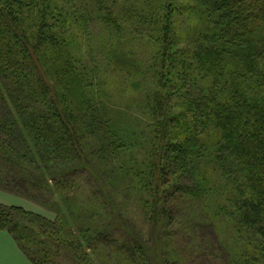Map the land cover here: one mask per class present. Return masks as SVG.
Masks as SVG:
<instances>
[{
	"label": "trees",
	"instance_id": "trees-1",
	"mask_svg": "<svg viewBox=\"0 0 264 264\" xmlns=\"http://www.w3.org/2000/svg\"><path fill=\"white\" fill-rule=\"evenodd\" d=\"M93 13L107 49L155 45L150 134L112 106L132 58L75 47ZM0 184L57 214L0 202L33 264H264V0H0Z\"/></svg>",
	"mask_w": 264,
	"mask_h": 264
},
{
	"label": "rangeland",
	"instance_id": "rangeland-1",
	"mask_svg": "<svg viewBox=\"0 0 264 264\" xmlns=\"http://www.w3.org/2000/svg\"><path fill=\"white\" fill-rule=\"evenodd\" d=\"M62 4H65V2L63 1ZM85 10L86 9H82L81 12L83 13ZM98 18L100 17L94 13L89 17V25L91 26L88 30H92V32L88 34L84 33V39L87 41L89 40V44H85L84 42L81 45L78 43L75 47L80 50L83 49L85 53L84 58L91 61L99 62V59L101 60L106 57L105 53H108L110 56L114 54L129 55L128 58H132L137 68L136 74L132 77L134 83L130 88L119 85L120 97L112 101V106L119 112L118 118L120 121L122 120L129 134L134 131L135 127H139L138 129H140L141 132H148L150 134L151 119L148 108L145 105V97L148 91L153 89L152 77L155 75V65L151 64L150 55L155 45L151 42L143 44L141 41H137L135 48L134 46L131 47L130 54L126 52L125 48L122 49L121 45L117 46L113 44V46L107 49L106 44L104 45V37L106 36L104 22L102 19ZM108 44H111V42ZM87 46L91 47V52L87 50ZM208 164L207 177L209 179V184L214 185L215 181L218 182V173L214 172L213 161H210ZM79 176L80 190L77 194L78 201L83 205H97V203L92 202L90 199L93 192L92 182L88 174L79 173ZM0 202L8 205H22L26 209L43 214L50 219H54L57 216L55 210L51 207L39 203V201L32 196L23 193L22 190L17 191L12 187L6 188L3 184H0ZM136 204L141 205L140 202ZM134 212L137 214L138 222L144 227L146 215H144L142 211V205L140 209L136 207ZM132 218L135 219L136 217L132 215ZM18 249L29 259L26 253L19 247L13 236L7 230L0 229V264H24L21 256H19ZM60 259L64 264H72L74 258L72 254H67L66 251L62 250L60 252ZM29 261L32 263L30 259ZM116 262L115 255L109 250H104L101 264H116Z\"/></svg>",
	"mask_w": 264,
	"mask_h": 264
},
{
	"label": "crops",
	"instance_id": "crops-1",
	"mask_svg": "<svg viewBox=\"0 0 264 264\" xmlns=\"http://www.w3.org/2000/svg\"><path fill=\"white\" fill-rule=\"evenodd\" d=\"M8 236H10V235H8ZM18 250H19V249H18ZM18 252H19V256H21V258H22L24 264H32V263L29 261V259L25 256V254L22 253L21 250H19Z\"/></svg>",
	"mask_w": 264,
	"mask_h": 264
}]
</instances>
